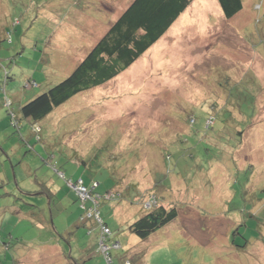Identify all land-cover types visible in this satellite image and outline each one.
I'll return each instance as SVG.
<instances>
[{
    "label": "rangeland",
    "instance_id": "1",
    "mask_svg": "<svg viewBox=\"0 0 264 264\" xmlns=\"http://www.w3.org/2000/svg\"><path fill=\"white\" fill-rule=\"evenodd\" d=\"M195 1L125 71L38 121V139L11 115L131 0H0V264H106L97 229L76 224L79 178L100 194L132 187L99 206L112 264H264V0L230 19ZM44 187L50 206L25 192ZM153 194L179 216L143 241L127 226Z\"/></svg>",
    "mask_w": 264,
    "mask_h": 264
},
{
    "label": "trees",
    "instance_id": "2",
    "mask_svg": "<svg viewBox=\"0 0 264 264\" xmlns=\"http://www.w3.org/2000/svg\"><path fill=\"white\" fill-rule=\"evenodd\" d=\"M215 1L226 19L234 17L242 9L241 0ZM192 2L196 1L131 0L120 16L109 25L104 34L99 37L71 73L57 85L22 105L17 114L11 115V123L18 128L20 119L32 122V133L39 139L38 121L48 116L54 109L66 103L73 96L99 87L125 71L171 28ZM256 6L257 9L261 8L260 4ZM244 132L243 130H236L240 137ZM78 182L88 191L90 198L81 200L77 192L70 187V191L74 193V197L77 199L80 210L76 224L81 227L84 226V228L86 224L94 225L98 231L97 251L99 253H101L99 251V241L102 238L103 242L111 247L110 250L120 249L119 242L111 240V231L100 217L99 206L101 201H109L114 198V195L121 198L127 197L129 195L128 190L132 187L125 186L122 189L126 188L125 192L114 190L100 194L96 192L98 184L95 181L87 185L83 178H79L73 185H79ZM70 183L72 182L70 181ZM25 192L30 193V191ZM141 197L140 203L145 212L138 219L128 224L127 230L139 239L144 240L173 223L179 215L174 206H164L155 194L150 197L151 199L149 198L150 200L145 196ZM151 200L154 201V204L147 209V205ZM101 227L108 229L109 234L102 236ZM114 243L119 246L117 248L112 247ZM126 262L129 261H125L123 264ZM106 264L108 263L106 262ZM110 264H112V258ZM129 264L131 263L129 262Z\"/></svg>",
    "mask_w": 264,
    "mask_h": 264
},
{
    "label": "built area",
    "instance_id": "3",
    "mask_svg": "<svg viewBox=\"0 0 264 264\" xmlns=\"http://www.w3.org/2000/svg\"><path fill=\"white\" fill-rule=\"evenodd\" d=\"M79 185H73V184H70L69 186L75 190L79 196V198L81 200H87L90 198L89 196V193L88 191L83 187L81 186L80 182H78ZM107 198V197H106ZM109 198V196H108ZM154 204V201H150L149 202V205H147V209L150 207V205H153ZM101 235L103 236L104 234H109V231L108 229L104 228V227H101ZM119 245L117 243H114L112 245V247L114 248H117ZM110 246L107 245L106 243L103 242V238L99 241V251L101 252V254L103 255V257L105 258L106 262L108 264L111 263V258H110V255H109V250H110ZM125 264H129V262H126Z\"/></svg>",
    "mask_w": 264,
    "mask_h": 264
},
{
    "label": "crops",
    "instance_id": "4",
    "mask_svg": "<svg viewBox=\"0 0 264 264\" xmlns=\"http://www.w3.org/2000/svg\"><path fill=\"white\" fill-rule=\"evenodd\" d=\"M171 28H172V26H171ZM104 34V33H103ZM102 34V35H103ZM101 35V36H102ZM100 36V37H101ZM39 129H40V127H39ZM64 175V174H63ZM45 187L44 188H39V190H36V189H31V188H29L28 189V191H30V193H26V194H30V196H46L47 197V199H48V205L50 206L51 205V199H50V197H55V198H57L58 197V193H51L50 192V194H48V193H46L45 191ZM37 192V193H36ZM38 194V195H37ZM13 213H14V211H13ZM79 226V225H78ZM84 227V226H83ZM85 228H88L87 229V234H90L91 232H92V229H94L95 227H93L92 225H89V224H86V226H85ZM89 228H90V232H89ZM96 235H97V233H96ZM152 236V235H151ZM151 236H149L148 238H146V239H144L143 241H145V240H148ZM96 237L94 236V241H95V243H97V241H96ZM157 242H159V240L157 241ZM96 250H97V246H96ZM97 252V251H96ZM134 252V251H133ZM133 252H130V254H132ZM92 253H90L89 255H91Z\"/></svg>",
    "mask_w": 264,
    "mask_h": 264
}]
</instances>
